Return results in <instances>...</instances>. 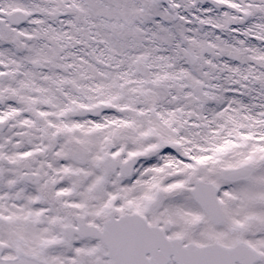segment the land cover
<instances>
[{
	"label": "snow or ice",
	"instance_id": "obj_1",
	"mask_svg": "<svg viewBox=\"0 0 264 264\" xmlns=\"http://www.w3.org/2000/svg\"><path fill=\"white\" fill-rule=\"evenodd\" d=\"M0 264H264V0H0Z\"/></svg>",
	"mask_w": 264,
	"mask_h": 264
}]
</instances>
